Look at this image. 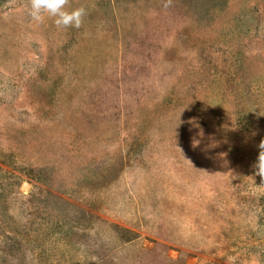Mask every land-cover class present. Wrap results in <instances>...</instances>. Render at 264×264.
Returning a JSON list of instances; mask_svg holds the SVG:
<instances>
[{
    "label": "rangeland",
    "instance_id": "1",
    "mask_svg": "<svg viewBox=\"0 0 264 264\" xmlns=\"http://www.w3.org/2000/svg\"><path fill=\"white\" fill-rule=\"evenodd\" d=\"M165 3L0 0V264H264V0Z\"/></svg>",
    "mask_w": 264,
    "mask_h": 264
},
{
    "label": "clouds",
    "instance_id": "2",
    "mask_svg": "<svg viewBox=\"0 0 264 264\" xmlns=\"http://www.w3.org/2000/svg\"><path fill=\"white\" fill-rule=\"evenodd\" d=\"M69 3L70 0H28L29 15L35 22L42 23L46 18H52L57 28L74 27L79 29L87 15V9L83 6L69 9ZM170 4L171 0H166L164 7L167 8ZM198 146L199 141L193 139V149ZM257 147L259 149L258 156L252 167L255 170V176H259L261 185H264V139H261ZM26 264H31L30 256H26Z\"/></svg>",
    "mask_w": 264,
    "mask_h": 264
}]
</instances>
